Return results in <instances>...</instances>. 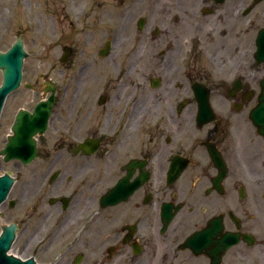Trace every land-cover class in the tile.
<instances>
[{"label":"flooded vegetation","instance_id":"obj_1","mask_svg":"<svg viewBox=\"0 0 264 264\" xmlns=\"http://www.w3.org/2000/svg\"><path fill=\"white\" fill-rule=\"evenodd\" d=\"M2 9L21 22L14 32L0 15L1 38L15 34L8 49L56 30L62 47L56 69L27 79L23 67L0 115V169L13 179L0 235L13 229V254L264 264V0H0ZM79 44L88 54L77 56ZM36 112L48 116L43 131L28 122ZM12 141L20 148L4 153Z\"/></svg>","mask_w":264,"mask_h":264},{"label":"water","instance_id":"obj_2","mask_svg":"<svg viewBox=\"0 0 264 264\" xmlns=\"http://www.w3.org/2000/svg\"><path fill=\"white\" fill-rule=\"evenodd\" d=\"M26 56L27 53L24 50V45L21 40L14 43L8 51H0V84L3 81L2 85H0V115L7 96L21 84L24 58ZM41 105L38 106L37 110ZM47 118L48 116L45 117L43 122H39V117L36 112L33 116H28V122L38 125L39 130L43 131L46 128ZM19 145L20 143L18 141H12L4 153L17 150L20 148ZM12 184L13 180L9 175H0V205L8 196ZM14 238L12 228L6 229L0 236V264H37L32 258L21 259L8 253Z\"/></svg>","mask_w":264,"mask_h":264},{"label":"rangeland","instance_id":"obj_3","mask_svg":"<svg viewBox=\"0 0 264 264\" xmlns=\"http://www.w3.org/2000/svg\"><path fill=\"white\" fill-rule=\"evenodd\" d=\"M0 12V15H2L3 17H6L7 15H11L14 18V32H16V28L19 24H21V22L17 23V20H15V18L17 17V11L13 10V11H8L5 9H2ZM51 15H47L46 18H50ZM5 28V24L3 21L0 20V50L1 51H5L6 49H8L11 44L14 42L15 40V34H12V38L11 40H3L1 38V33H3ZM47 27L46 29H43V31H39V33L44 32L46 34V30L48 32L51 31V29H49ZM30 33H27V41H26V51L28 52V57L25 60V66H24V70L26 72V77L31 78V76L33 75V72L38 70V71H44L46 72L47 70H53L56 69L57 61L56 58L58 57V55L61 52V46L60 44H57V38H58V30H56V33L54 35L50 34L47 37L45 36L43 39L41 40H37V42H33L31 36H29ZM81 42V41H80ZM77 49L79 50V53L77 56H79V54L81 53V50L84 51L86 54H88V46H84L82 44L77 45ZM11 111V105H8L5 108V112H10ZM5 119L3 120L4 123ZM5 168V167H4ZM5 169H0V173L2 174L3 171Z\"/></svg>","mask_w":264,"mask_h":264},{"label":"bare ground","instance_id":"obj_4","mask_svg":"<svg viewBox=\"0 0 264 264\" xmlns=\"http://www.w3.org/2000/svg\"><path fill=\"white\" fill-rule=\"evenodd\" d=\"M9 252H10V250H9Z\"/></svg>","mask_w":264,"mask_h":264}]
</instances>
